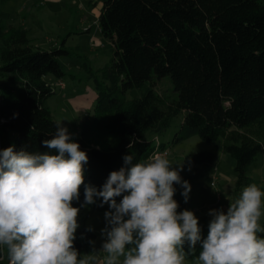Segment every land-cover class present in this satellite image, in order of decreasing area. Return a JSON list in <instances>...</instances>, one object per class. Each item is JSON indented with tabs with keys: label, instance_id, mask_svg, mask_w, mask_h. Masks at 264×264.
<instances>
[{
	"label": "trees",
	"instance_id": "1",
	"mask_svg": "<svg viewBox=\"0 0 264 264\" xmlns=\"http://www.w3.org/2000/svg\"><path fill=\"white\" fill-rule=\"evenodd\" d=\"M99 1L100 31L115 54L100 70L83 63L79 75L69 74L58 60L69 51L42 49L29 30L11 24L10 15L0 11V150L14 146L17 152L58 154L43 144L54 137L58 122L49 105L55 90L47 76L92 81L97 92L93 115L80 134L66 127L88 156L84 185L72 204L80 209L73 242L79 255L97 237L85 222L95 212L111 211L107 203L100 206L102 197L85 205L84 186L102 190L112 171L126 167L125 156L133 163L148 160L155 150L150 136L164 134L179 115L184 117L174 143L199 136L229 155L235 161L237 198L254 183L251 174L264 156V0ZM166 77L173 98L156 90ZM95 131L114 142L97 146ZM213 161L211 152L185 158L195 166ZM175 188L177 211L188 210L183 188ZM122 198L115 197L117 203ZM197 218L204 239L212 217ZM198 244L191 250L185 242L187 260H197ZM2 257L0 264L7 261L0 251Z\"/></svg>",
	"mask_w": 264,
	"mask_h": 264
},
{
	"label": "clouds",
	"instance_id": "2",
	"mask_svg": "<svg viewBox=\"0 0 264 264\" xmlns=\"http://www.w3.org/2000/svg\"><path fill=\"white\" fill-rule=\"evenodd\" d=\"M52 139L43 141L58 154L0 150V251L8 264H88L74 248L79 227V189L84 185L85 151L72 140L62 122ZM102 190L84 186V204H109L105 212L107 253L102 264H185V242L201 251L198 264H264V191L256 184L243 188L227 211L212 209L207 237L201 238L198 218L190 210L178 212L174 184L187 202L191 186L164 153L147 162L125 156ZM117 203L115 197L121 196ZM83 206V205H82ZM123 258V259H121Z\"/></svg>",
	"mask_w": 264,
	"mask_h": 264
},
{
	"label": "rangeland",
	"instance_id": "3",
	"mask_svg": "<svg viewBox=\"0 0 264 264\" xmlns=\"http://www.w3.org/2000/svg\"><path fill=\"white\" fill-rule=\"evenodd\" d=\"M101 7L99 0H0V11L10 15L11 24L29 30L34 44L45 50L64 48L69 51L70 55L60 56L58 60L69 74L77 75L80 74V66L83 63L100 70L114 57L115 47L102 37L100 31ZM46 80L56 81L52 76H47ZM63 82L67 86L66 90L54 86L55 95L50 98L49 105L54 118L62 122L63 126L70 128L75 135H79L78 129L81 130L83 122L92 117L93 108L86 112L77 111L70 99L76 94L95 91V86L92 81L79 82L70 76L65 77ZM156 90L170 98L176 96L168 77L158 82ZM183 117V114L176 117L164 134H152L150 137L153 139V145L155 149L159 148L163 153L165 151L173 168H183L180 175L191 186L185 202L188 210L196 217L210 216L209 212L212 209H222L226 212L230 203L237 199L235 161L229 155L217 151L214 144L203 141L199 136L174 143V136ZM92 141L97 146L110 145L114 138L105 132L95 131ZM200 152L213 153V163L195 166L185 162L188 155ZM251 176L258 188H264V156L259 157L258 167ZM173 186L176 187L177 184ZM183 200L185 201L184 197ZM104 214L105 212H95L85 222V226L97 234L92 244L84 247L80 253L81 257H90L88 264H102L107 255L102 249L106 239L102 230L107 226ZM260 225L264 228V216L260 219ZM185 264H198V261L186 259Z\"/></svg>",
	"mask_w": 264,
	"mask_h": 264
},
{
	"label": "crops",
	"instance_id": "4",
	"mask_svg": "<svg viewBox=\"0 0 264 264\" xmlns=\"http://www.w3.org/2000/svg\"><path fill=\"white\" fill-rule=\"evenodd\" d=\"M51 82H52L53 87L59 86L61 88V90H64V89L66 90V88H67V86L63 82V80H60V81L56 80V81H51ZM53 83H55V84H53ZM60 84H63V86H61ZM96 98H97L96 90L95 91L90 90V92L88 94H76L75 97H71L70 100H71L72 105H73L75 110L86 112V111L91 110V108H94ZM78 130L80 133L81 130L80 129H78Z\"/></svg>",
	"mask_w": 264,
	"mask_h": 264
},
{
	"label": "built area",
	"instance_id": "5",
	"mask_svg": "<svg viewBox=\"0 0 264 264\" xmlns=\"http://www.w3.org/2000/svg\"><path fill=\"white\" fill-rule=\"evenodd\" d=\"M155 153H163L161 151H159V148L158 149H155V152L151 154V156ZM164 154H165V151H164ZM4 261V257L0 258V262H3ZM4 264H8V261H6Z\"/></svg>",
	"mask_w": 264,
	"mask_h": 264
}]
</instances>
